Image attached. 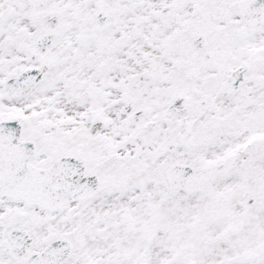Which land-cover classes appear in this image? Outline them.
<instances>
[{"label":"snow or ice","instance_id":"snow-or-ice-1","mask_svg":"<svg viewBox=\"0 0 264 264\" xmlns=\"http://www.w3.org/2000/svg\"><path fill=\"white\" fill-rule=\"evenodd\" d=\"M0 264H264V0H0Z\"/></svg>","mask_w":264,"mask_h":264}]
</instances>
